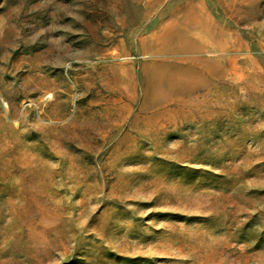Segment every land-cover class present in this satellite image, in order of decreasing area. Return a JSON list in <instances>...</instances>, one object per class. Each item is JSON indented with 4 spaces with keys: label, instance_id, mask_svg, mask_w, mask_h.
Segmentation results:
<instances>
[{
    "label": "rangeland",
    "instance_id": "374dc122",
    "mask_svg": "<svg viewBox=\"0 0 264 264\" xmlns=\"http://www.w3.org/2000/svg\"><path fill=\"white\" fill-rule=\"evenodd\" d=\"M0 264H264V0H0Z\"/></svg>",
    "mask_w": 264,
    "mask_h": 264
}]
</instances>
